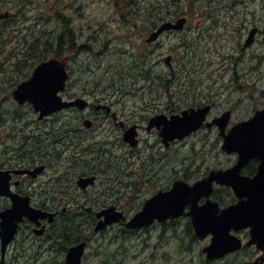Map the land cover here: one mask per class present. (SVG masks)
Wrapping results in <instances>:
<instances>
[{
    "label": "flooded vegetation",
    "instance_id": "1",
    "mask_svg": "<svg viewBox=\"0 0 264 264\" xmlns=\"http://www.w3.org/2000/svg\"><path fill=\"white\" fill-rule=\"evenodd\" d=\"M45 5L43 19L31 27L43 32L51 58L69 59L63 99L87 103L53 115L57 128L38 127L29 134L22 129L20 145L0 154V177L6 178L0 192V264H264V245L257 240L264 233V184L242 179L264 183L260 158L246 161L239 176L228 181L237 185L214 181L210 195L187 204L182 216L164 206V199L149 204L157 195L173 193L180 181L194 186L239 163V153L223 150L225 136L263 113L264 105L244 115L231 96L220 100L234 92L264 97V89H257L264 87V0H45ZM87 15L93 24L82 21ZM179 22L181 29H165L149 41ZM126 40L123 55L110 59L113 45ZM68 43L74 48L67 50ZM133 47L136 53L124 57ZM80 58L88 65L99 60L100 67L105 62L107 70L74 95L72 67ZM110 60L134 62L122 63L129 67L123 74ZM211 60H219L218 72L205 66H212ZM245 60H253L251 72L240 68ZM158 65L168 73L157 72ZM128 81L135 94L122 88L131 85ZM127 96L135 105L124 100ZM206 107L205 123L189 138L215 133L214 154L222 159L208 167L194 163L191 174L181 176V141L167 147L161 129L150 128V122ZM228 112L222 134L215 122ZM129 131L136 147L125 140ZM172 200L179 206L175 193ZM208 201L215 206L204 209ZM193 208L200 227L189 215ZM141 214L155 217L141 216L137 223L143 225L132 227ZM80 246L82 253L70 260Z\"/></svg>",
    "mask_w": 264,
    "mask_h": 264
},
{
    "label": "rangeland",
    "instance_id": "2",
    "mask_svg": "<svg viewBox=\"0 0 264 264\" xmlns=\"http://www.w3.org/2000/svg\"><path fill=\"white\" fill-rule=\"evenodd\" d=\"M9 3L5 7L7 10H13V12L16 9L22 8L21 4H23L20 0H8ZM33 3L29 2L27 0L25 3L27 4L24 7V13L25 16H21L18 20V22L9 23L7 26V29L4 27L3 23H0V75L4 70H7V65H5V60H24L26 56V45H24L25 38H30L29 35H39V32L41 31H35L33 30V27H31L34 24V20L36 18H42L44 17V11L46 10L45 0H30ZM183 7L188 8L187 1L183 2ZM5 11V10H3ZM2 10H0V13ZM85 24H93L95 22V19L93 16L87 15L85 19L82 20ZM79 22V21H78ZM40 27L38 26V29ZM129 40L126 41H118L116 42L113 47L110 50L109 58H119L123 55V51L125 49V45L128 44ZM136 53V49L133 47L131 49V52L129 55L124 57H130L132 54ZM45 54H47V51H45ZM115 65H117V68H120L123 74H126V70L129 68L127 66H124L122 64L123 62H134V60H110ZM205 62L207 60H197ZM253 60H245V62L242 64L240 68L243 69L244 72H251L250 70V64ZM212 66L209 64H205V66L212 72H218V69L220 67L219 60H211ZM233 62H236L235 60ZM88 60H84L80 58L77 62L73 64L72 72H73V82H74V88L72 89V94L74 95H81L82 90L84 88H90L92 87V83L94 82L95 78H97L98 74H102L107 70L106 63H102L100 67L99 60H94L93 65H88ZM140 63V60H138L136 63L133 64V66L136 67V65ZM154 65V64H153ZM131 67V66H130ZM91 68V69H90ZM156 68L157 72H164L168 73V70L166 69V66H163V68L159 67V65ZM191 68V65L188 67ZM187 68V69H188ZM191 70V69H190ZM154 67L153 72L156 73ZM117 72V71H116ZM32 73V72H31ZM134 73V72H133ZM232 70H230L229 76H231ZM31 75V74H30ZM228 76V78H229ZM202 81L207 80V76L201 78ZM10 77L9 75H3L2 80L0 81V91H2L4 88H7L9 83ZM22 81V80H21ZM258 81V80H257ZM127 83L131 85H124L122 88L129 90L130 93L135 94L136 92L130 91V89L135 88L133 85V81H128ZM133 85V86H132ZM141 85V82H140ZM139 85H137V88ZM118 89V87H117ZM116 89V90H117ZM257 89L259 91L263 90L264 87L259 84L257 85ZM240 95H236V92L234 93H225L224 97L220 100L223 101L228 98V96H231L234 100L238 103L236 104V108L239 110H244V115H247L251 111V107L258 105L263 106L264 105V97L256 96V99H252L249 94L245 95V97L242 98L243 94L241 92ZM114 103L118 100V96L114 94ZM106 98V97H102ZM134 98L131 96H127L124 98V100H130L129 105H135V103L132 102ZM13 101V100H12ZM111 101V100H109ZM158 103V102H153ZM143 103L137 104V106L142 105ZM1 110L4 111V116L11 117V119H1L0 120V154L7 151H13L20 145L19 139H25L24 133L21 131L24 129L27 134H29L30 131L36 130L38 127H40L41 131H48L52 128H57L58 124L52 123L55 118L51 117L46 122L50 123L46 127L45 123L38 120L37 115L34 113L32 108H30V105H26L24 107H18L17 111H13V107H11L8 104H2ZM238 115L242 116V112ZM236 115V118L238 117ZM15 118V121L13 119ZM30 123V125H27ZM27 125V126H26ZM39 134V131H37V134ZM57 136L60 134V131H58ZM215 133H212L211 131H203L202 133L198 134L197 136H194L192 138L186 139V141H181L178 145L177 149L179 151V163L182 165V163H187L185 166H180L181 176H185L186 174L190 175L193 170V164H200L201 167L203 165L213 166L218 165L220 163V160L222 158L217 157L214 152H218V148L215 146L214 142ZM212 138V139H211ZM196 152H199L196 154ZM0 157H2L0 155Z\"/></svg>",
    "mask_w": 264,
    "mask_h": 264
},
{
    "label": "water",
    "instance_id": "3",
    "mask_svg": "<svg viewBox=\"0 0 264 264\" xmlns=\"http://www.w3.org/2000/svg\"><path fill=\"white\" fill-rule=\"evenodd\" d=\"M9 14H1L0 21L2 19L8 18ZM183 22H179L178 25H166L162 29H160L157 33L153 34L149 41L155 40L159 34L165 29H181V25ZM67 63L68 60H59V59H52L49 61L42 62L39 66L36 67L34 70L32 77L23 82L18 86V88L13 92L14 100L20 104L24 105L26 103H31L35 112L39 113V119L43 120L45 117L61 111L63 109L69 108L71 106H82L85 105L87 102L83 99H78L73 102H64L62 97L59 95L65 87L68 80V72H67ZM46 65L51 66V69L54 71H49L46 73H41L40 70L44 68ZM37 73H40L41 79L45 82V87L42 89H32L28 92H22L21 89L24 87L26 83H30L33 79L36 78ZM55 90V92H54ZM209 107L202 108V109H191L186 110L182 113V115H174L170 120H168L165 116H161L159 118H155L150 122V128L157 126L161 129L160 136L163 139V143L166 146H169L171 142L175 141L176 139H184L190 136L192 133L198 131L203 123L206 120L207 114L209 112ZM185 113H188L189 116L194 117L193 119H187L185 117ZM263 113L257 114V116L251 119L248 122L238 124L232 128L230 133L225 136V142L223 144V150L227 153H239L241 158L239 163L228 171H219V172H212L208 179L200 181L196 183L194 186H190L189 184L180 181L178 185L175 186L174 192L176 194V199L179 203L175 205L172 200V195L164 196L166 197L164 200L167 201V204L164 206H168L170 211H174L175 216H180L183 214L184 207L187 204H191L194 206L201 196H209L212 191V183L214 181L222 184V185H230L232 183L233 186L237 185L236 181L228 182L229 180H234L239 176V170L242 165L253 157H258L263 161V164L260 168V172L264 173V137L262 132L264 131V116L262 117ZM261 115L260 117H258ZM173 121H177V123H173ZM179 121H182L179 122ZM230 121V112L226 113L223 117L218 119L215 124L219 127V129L223 131L226 128ZM208 126H210L208 124ZM163 127V128H161ZM238 130V131H237ZM260 132V136L257 135ZM125 140L128 141L132 146H137V141L135 140V134L129 131L125 135ZM242 178V177H241ZM245 182L253 185L254 183L258 185H263L258 181V179H253L248 181L246 178H242ZM186 189H196V194L194 196L186 195ZM238 191V190H237ZM239 192V191H238ZM261 191L257 190L255 193H260ZM172 194V193H171ZM198 197V198H196ZM193 199L195 203H193ZM163 199L158 201L156 204L152 205L155 206L157 204H162L164 202ZM151 204V203H150ZM208 206H215L214 203L208 201L207 205L203 207L207 209ZM233 209V208H232ZM196 208H193V211L189 214L195 217L196 221L194 222L196 227H200L203 224L198 222L197 217L199 216L196 214ZM143 217H149V219H153L155 215H146L141 214L136 217L133 222L132 227H139L143 224L137 223L138 220ZM82 246L77 247L76 249L72 250L70 253V260H72L75 256L80 255L82 253L81 250Z\"/></svg>",
    "mask_w": 264,
    "mask_h": 264
},
{
    "label": "trees",
    "instance_id": "4",
    "mask_svg": "<svg viewBox=\"0 0 264 264\" xmlns=\"http://www.w3.org/2000/svg\"><path fill=\"white\" fill-rule=\"evenodd\" d=\"M23 2L22 8L27 4L26 0H21ZM30 2V1H29ZM7 5V0H0V8H5ZM8 26V21L4 22V27ZM7 26L5 27L7 29ZM30 38H25L24 45H26V56L24 60H5V65H7V70L0 75V81L2 80L3 75H9L10 85L7 88H4L0 91V120L1 119H11V117L4 116V111L1 110L2 104H8L13 107V111L18 110V106L12 101V92L13 90L24 80L28 79L32 70L41 62L47 60L45 54V45L44 38L42 34L39 35H28ZM60 45L62 47L63 43L60 39ZM74 46L70 43L66 45L67 50H71ZM60 53V51H58ZM22 80V81H21Z\"/></svg>",
    "mask_w": 264,
    "mask_h": 264
},
{
    "label": "snow or ice",
    "instance_id": "5",
    "mask_svg": "<svg viewBox=\"0 0 264 264\" xmlns=\"http://www.w3.org/2000/svg\"><path fill=\"white\" fill-rule=\"evenodd\" d=\"M49 71H54V69H51V66H49V65H46L44 68H42L40 70L41 73H46ZM45 86H46L45 82L41 79L40 73H37L36 78L33 79L30 83H26L24 85V87L21 89V91L22 92H28L29 90H32V89H42ZM54 92H55V90H54ZM262 116H264V114H262ZM185 117L189 120L194 118L192 116H189L188 113H185ZM179 122L182 123V121H179ZM173 123L175 124V123H177V121H173ZM5 189H6V178L0 177V192L4 191ZM185 192H186V195H188V196H194L196 194V189H186ZM170 195H174V193H172ZM165 198L166 197H164L162 195H157L155 197V199L150 201L151 207H152V205L156 204L161 199H165ZM196 198H198V197H196ZM150 202H149V204H150ZM192 202L195 203V200L193 199ZM148 207H149V205H148ZM257 240L261 244V246L264 245V233H262V230L260 231L259 235L257 236Z\"/></svg>",
    "mask_w": 264,
    "mask_h": 264
},
{
    "label": "bare ground",
    "instance_id": "6",
    "mask_svg": "<svg viewBox=\"0 0 264 264\" xmlns=\"http://www.w3.org/2000/svg\"><path fill=\"white\" fill-rule=\"evenodd\" d=\"M110 152V151H109ZM116 153V152H115Z\"/></svg>",
    "mask_w": 264,
    "mask_h": 264
}]
</instances>
